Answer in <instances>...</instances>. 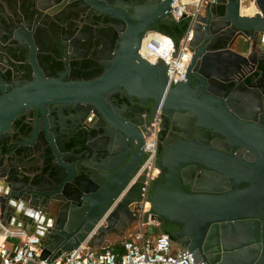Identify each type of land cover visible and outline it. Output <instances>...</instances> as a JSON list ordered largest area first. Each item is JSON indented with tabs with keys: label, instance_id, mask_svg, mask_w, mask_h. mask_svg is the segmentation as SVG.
I'll return each instance as SVG.
<instances>
[{
	"label": "water",
	"instance_id": "1",
	"mask_svg": "<svg viewBox=\"0 0 264 264\" xmlns=\"http://www.w3.org/2000/svg\"><path fill=\"white\" fill-rule=\"evenodd\" d=\"M49 1L0 0L2 224L18 219L38 237L39 260L57 259L84 242L102 249L118 230L123 241L138 224L132 208L143 202L146 125L161 106L160 139L170 123L183 138L162 145L157 166L166 173L152 188L145 219L157 218L162 232L166 222L178 225L170 237L196 264H264V69L258 77L247 73L257 64L264 68V46L254 62L233 49L238 39L232 36L264 40V0H252L259 11L252 17L241 15L242 0L207 6L193 31L187 75L175 86L162 63L140 54L173 0ZM102 19L113 22L104 26L108 34L95 31ZM79 24L85 32L78 35ZM45 45L65 68L86 47L99 57L89 61L99 62L101 72L81 80L50 77L37 67L32 73L30 58ZM16 60L25 80L2 74ZM134 104L152 105L146 125ZM33 114L37 128L26 127L32 134L18 138L16 149L5 144L16 122ZM213 134L222 139L211 141ZM243 140L256 151L253 163L235 153ZM15 206L22 216L14 215Z\"/></svg>",
	"mask_w": 264,
	"mask_h": 264
},
{
	"label": "built area",
	"instance_id": "2",
	"mask_svg": "<svg viewBox=\"0 0 264 264\" xmlns=\"http://www.w3.org/2000/svg\"><path fill=\"white\" fill-rule=\"evenodd\" d=\"M216 2L217 0H173L167 17L176 22L189 20L188 31L178 46L170 37L155 31L147 33L142 40L141 56L152 64L162 63L166 67L169 86L185 80L193 56L191 40L194 28L207 6ZM258 12L257 9L254 15ZM162 115V108L159 106L145 136V160L139 173L146 171L143 202L132 208L139 220L134 232L123 241L121 255L109 246L96 250L89 248L87 242H84L77 249L64 252L57 259L39 260V238L26 232L7 229L0 221V264H196L193 253L174 245L169 235H155L154 230L161 224L157 218L149 215L145 219L146 213L150 212V189L161 174L157 166V154ZM12 239L19 242L9 243Z\"/></svg>",
	"mask_w": 264,
	"mask_h": 264
},
{
	"label": "flooded vegetation",
	"instance_id": "3",
	"mask_svg": "<svg viewBox=\"0 0 264 264\" xmlns=\"http://www.w3.org/2000/svg\"><path fill=\"white\" fill-rule=\"evenodd\" d=\"M251 12H254L253 10L251 11V9H249L248 11L244 12L248 15H252ZM112 20L111 19H102L101 21L99 20V26L98 28L95 29V31H100L101 34H108L111 31L110 30H106L104 28V26H110V24H112ZM94 28V26H92ZM44 31V34L47 35V26L42 28ZM80 32H85V27L83 25L79 24L78 27V35ZM90 32H88L87 34L84 33L83 37L84 38H89L90 36ZM112 34L109 36L111 37ZM233 37H236L237 41L235 42L236 46L239 48V53L241 54H249V56L251 57V59L254 60V62L259 60V55L260 52L259 50L261 49L262 46H264V40L262 37H243V36H237L236 33H234L232 35ZM43 37V36H42ZM82 37V38H83ZM102 37V36H101ZM84 44V43H82ZM81 44V45H82ZM86 46H88V44H85ZM262 45V46H261ZM16 54H13V58L17 59L16 57H19V49L15 50ZM74 57L72 58V63L68 64V68H65L64 64L61 61V59L58 57V54L53 53L49 50V48L47 47V45L43 46L42 51L37 53L33 58H30L29 61V66L30 69L32 70V73L35 72V68L37 67L38 69L40 68L43 72H45L48 76L50 77H59L61 74H65V80L74 78L77 80H81L84 78H90L93 76L98 75L101 70H100V66H99V62L94 63V67L93 68H87L85 67V64L89 61L90 59H96L98 60L99 57L93 53V51H91L90 49H86V47H83L82 50H79L78 52L74 51ZM105 55H108V52L105 53ZM108 57V56H107ZM21 59V58H19ZM22 60H16L15 62V66L12 68L10 65H6L4 66L3 70H2V74L7 78V79H18L21 78L23 80L26 79V76L28 75L27 72L24 69H18L17 68V64H21ZM79 63L82 64V66L79 65ZM57 64H61V67L59 68L57 66ZM263 67L262 64H257L254 68H251L248 70V76H256L258 77L259 74L263 71ZM89 70H93L94 73L92 75H87L86 73H88ZM247 85V83H245ZM230 88H232L233 90L237 87L236 84L230 85ZM261 96L264 98V93L261 92ZM134 114L137 120H141L143 119L145 121V125L147 124V122L150 120V117L152 116L153 113V107L151 104H147L144 106L138 105V104H134ZM158 109V108H157ZM157 113V110H156ZM155 113V115H156ZM162 122H161V126H160V134H159V139H160V135H161V127L163 125V120L166 117V115L164 114V111L162 110ZM155 118V117H154ZM154 120V119H153ZM261 121V119L259 118V122ZM153 122V121H152ZM151 122V123H152ZM151 123L149 125H146L147 128V132H148V128L150 127ZM28 124H30L31 128H33L34 130L37 128L38 124L35 120L34 114L32 116V118H23L21 121H17L16 122V132L14 133L13 137L6 140L5 144H9V146L11 148L15 147V149L17 148V146L15 145L18 138L20 137H27V135H31L30 134V129L26 130V127L28 126ZM35 132V131H34ZM186 133H188V130H186ZM147 135V133H146ZM145 135V136H146ZM163 140L160 139L159 142V147H158V158H160V156L163 154V144L164 143H172V144H177L183 137L181 135V131L179 129H177L174 124L170 123L167 125L165 132H163ZM217 138H221L222 137L220 135L217 134H213L210 137V140H215ZM240 142V146L236 147L235 153H240L242 158L245 159V161L247 163H253L256 160V151L252 150V146L247 143L245 140L243 141H239ZM234 142L230 143V151H232V144ZM1 146V144H0ZM246 155H248V157H246ZM143 162L145 160V145H144V156H143ZM143 165V164H142ZM142 167V166H141ZM164 176V171L160 174L159 176V180H162V177ZM196 173L193 175V178L195 179V182L197 181V177ZM29 178L26 177V180H28ZM241 188H246L247 185L245 184H241L240 186ZM185 189L188 192H191L192 188L190 186H185ZM180 229L177 228H172L170 234H175L176 231H179Z\"/></svg>",
	"mask_w": 264,
	"mask_h": 264
},
{
	"label": "trees",
	"instance_id": "4",
	"mask_svg": "<svg viewBox=\"0 0 264 264\" xmlns=\"http://www.w3.org/2000/svg\"><path fill=\"white\" fill-rule=\"evenodd\" d=\"M189 28V20L188 19H184L180 22H176L174 20H172L170 17H166L165 19L161 20L160 22H158L154 27L153 30L155 32H158L162 35L168 36L170 37L175 44L178 46L181 39L186 35L187 31ZM57 66L60 68L61 64H57ZM85 67L87 68H93L94 64L91 61H88L85 64ZM94 73L93 70H89L88 73H86L87 75H92ZM172 228H177L179 229L180 227H178L175 224L172 223H165V230L162 232L160 229L158 230V232L156 233V236H161L163 234H167L170 236V232ZM114 251L118 254L121 255L123 250L121 249L122 247H120V245L114 247Z\"/></svg>",
	"mask_w": 264,
	"mask_h": 264
},
{
	"label": "crops",
	"instance_id": "5",
	"mask_svg": "<svg viewBox=\"0 0 264 264\" xmlns=\"http://www.w3.org/2000/svg\"><path fill=\"white\" fill-rule=\"evenodd\" d=\"M44 3H46V4H51V3H49V2H51V1H49V0H42ZM53 3V2H52ZM233 49L235 50V51H239V48L236 46V44L234 45V47H233ZM162 156V155H161ZM160 156V157H161ZM159 160H160V158H158V161H157V164L159 163ZM160 170H161V173L164 171V175H165V173H166V169H164V168H162V167H160L159 168ZM161 181H164V176L162 177V180ZM155 184L156 183H154L153 184V186L151 187V189H150V194H151V192H152V188L155 186ZM15 209H17L15 212H14V215H17L18 217L19 216H22V210H19L16 206H15ZM24 210H27L26 208H23ZM149 210H151V204H150V202H149ZM38 214H40V213H38ZM167 223V222H166ZM169 223V222H168ZM18 225H21V223H19V220L18 219H14L13 220V222L11 223V224H7V225H5V227L7 228V229H10V230H12V231H16V232H25L24 231V229H22V228H20V226H18ZM176 225V224H175ZM178 226V225H177ZM136 227L137 226H135V228H134V230L136 229ZM179 227V226H178ZM160 229V227L159 228H156L155 230H154V233H155V235H156V233L158 232V230ZM180 229V228H179ZM134 230L133 231H131V232H129L127 235H126V237H125V239L126 238H128L129 236H130V234L131 233H133L134 232ZM119 232H121L120 230H118ZM119 232H117V233H115V234H112V241H108V244H109V247L110 248H112L113 250L115 249L114 247H116L117 245L119 246L120 245V247H122V243H123V241L125 240H123L122 241V235L119 233ZM28 235H31V233L29 232V231H27L26 232ZM17 242H19L17 239H12V240H10L9 241V243H17ZM105 247H107V246H105ZM122 250H123V247L121 248Z\"/></svg>",
	"mask_w": 264,
	"mask_h": 264
},
{
	"label": "bare ground",
	"instance_id": "6",
	"mask_svg": "<svg viewBox=\"0 0 264 264\" xmlns=\"http://www.w3.org/2000/svg\"><path fill=\"white\" fill-rule=\"evenodd\" d=\"M249 9H251V11L252 10L254 11V12H251L252 15H248V14L244 13V12L248 11ZM256 11H257V7L254 5L252 0H242L241 15L251 17L256 13Z\"/></svg>",
	"mask_w": 264,
	"mask_h": 264
}]
</instances>
